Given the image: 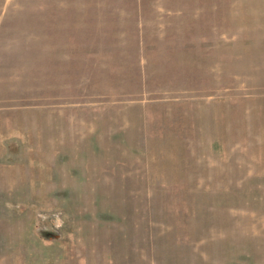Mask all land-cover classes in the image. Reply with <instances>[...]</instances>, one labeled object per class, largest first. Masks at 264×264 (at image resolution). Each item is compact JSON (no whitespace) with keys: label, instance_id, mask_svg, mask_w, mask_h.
Here are the masks:
<instances>
[{"label":"rangeland","instance_id":"1","mask_svg":"<svg viewBox=\"0 0 264 264\" xmlns=\"http://www.w3.org/2000/svg\"><path fill=\"white\" fill-rule=\"evenodd\" d=\"M0 264H264V0H0Z\"/></svg>","mask_w":264,"mask_h":264}]
</instances>
